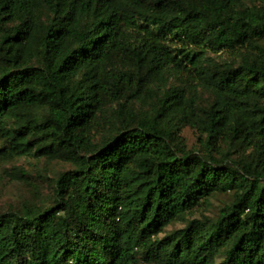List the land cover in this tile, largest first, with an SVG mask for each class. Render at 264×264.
<instances>
[{
	"label": "trees",
	"instance_id": "1",
	"mask_svg": "<svg viewBox=\"0 0 264 264\" xmlns=\"http://www.w3.org/2000/svg\"><path fill=\"white\" fill-rule=\"evenodd\" d=\"M263 39L264 0H0V133L72 164L52 205L0 212V264H264ZM219 51L233 59L206 76ZM169 70L180 84L125 117ZM109 109L119 124L96 140ZM219 191L215 220L157 235Z\"/></svg>",
	"mask_w": 264,
	"mask_h": 264
},
{
	"label": "rangeland",
	"instance_id": "2",
	"mask_svg": "<svg viewBox=\"0 0 264 264\" xmlns=\"http://www.w3.org/2000/svg\"><path fill=\"white\" fill-rule=\"evenodd\" d=\"M264 44V39L261 40ZM211 58L216 62L233 59L228 51L217 53L208 52L202 58L201 65L205 75L211 73ZM171 84H180V81L173 71H165L158 80L154 81L153 87L141 97L132 98L125 104L124 116L132 114L135 118L142 111L155 101V91H161ZM196 93L198 102L207 105L214 98V91L208 79L199 80L194 86L190 87ZM132 121V120H131ZM119 124V117L112 109L104 115L102 126L96 134L95 139H103L102 136H109L115 131ZM180 135L184 143L194 154L202 155L199 149L196 128L188 125L180 130ZM15 145L5 141V137L0 133V212L16 211L23 205H34L45 207L53 204L55 178L60 171L70 169L72 164L69 161L47 155L34 156L32 153L18 152ZM232 154V158H235ZM232 158H227L223 164L234 166ZM233 199L231 191H219L209 196L208 201L203 202L194 210L185 214L184 219H174L165 225L157 234L159 237L169 233L175 228L184 226L186 219L199 218L203 220H215L220 215L221 209L229 204ZM216 259H219L217 257Z\"/></svg>",
	"mask_w": 264,
	"mask_h": 264
}]
</instances>
